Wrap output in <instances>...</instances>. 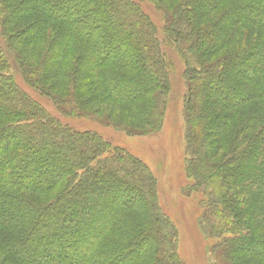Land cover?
I'll return each instance as SVG.
<instances>
[{
  "label": "trees",
  "instance_id": "obj_1",
  "mask_svg": "<svg viewBox=\"0 0 264 264\" xmlns=\"http://www.w3.org/2000/svg\"><path fill=\"white\" fill-rule=\"evenodd\" d=\"M162 1L159 37L136 0H0V264H182L143 166L99 160L86 135H101L53 123L5 71L68 93L65 114L106 101L152 119L171 89L169 46L187 78V172L206 196L210 252L264 264V0Z\"/></svg>",
  "mask_w": 264,
  "mask_h": 264
},
{
  "label": "rangeland",
  "instance_id": "obj_2",
  "mask_svg": "<svg viewBox=\"0 0 264 264\" xmlns=\"http://www.w3.org/2000/svg\"><path fill=\"white\" fill-rule=\"evenodd\" d=\"M136 1L159 31L164 26V11H167L170 5L162 0L158 3L151 0ZM6 29H9L8 26ZM158 33L160 37L162 34L160 31ZM9 46L17 52L19 49H24L22 45L15 43H11ZM162 46L164 48L163 43ZM165 48H167L166 52L171 60L168 76L169 84L171 79V89L167 95L164 111V98L167 91L164 93L163 99H155V116L151 115L152 119L147 117L142 119L127 118L120 113V106L106 101L85 102L79 105L71 104V106L68 104L70 112L66 109L65 111L67 113L73 111L75 114L73 112L65 114L58 109L57 101L68 100V93H64L58 88L44 87V93L41 94L25 83L16 66L9 67L5 71L14 76L17 84L27 95L45 107L48 117L53 121L56 119L79 131H95L102 136V143L110 142L125 149L108 152L104 143L96 142V137L93 134L86 135L89 141L99 148L97 153L99 160L115 158L120 162L130 161L143 166V175L153 182L155 203L176 228L175 250L182 264H219L216 256L210 252L212 240L204 234L202 227L201 214L207 207L204 190L195 185V179L187 172V166L192 160V156L186 138L187 78L184 75V63L172 46ZM72 54L71 52L67 56L63 68H71ZM96 89L99 87L90 90ZM37 111L34 110V112ZM42 117L48 120L44 115Z\"/></svg>",
  "mask_w": 264,
  "mask_h": 264
}]
</instances>
